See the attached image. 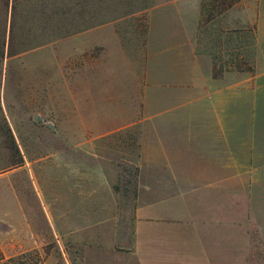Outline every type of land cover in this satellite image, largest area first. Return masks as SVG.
<instances>
[{"label": "rangeland", "instance_id": "1", "mask_svg": "<svg viewBox=\"0 0 264 264\" xmlns=\"http://www.w3.org/2000/svg\"><path fill=\"white\" fill-rule=\"evenodd\" d=\"M209 2L0 0V264H129L123 239L137 169L128 161L138 155L139 117L163 95L165 77L177 80L187 49L211 63L213 77L252 61L254 24L238 14L229 23L227 8L208 20ZM67 158L77 191L91 176L89 227L78 220L69 237L40 213L31 244H22L21 201L67 211L72 182L59 161ZM258 217L236 229L243 235L234 246L226 241L218 264H264Z\"/></svg>", "mask_w": 264, "mask_h": 264}, {"label": "crops", "instance_id": "2", "mask_svg": "<svg viewBox=\"0 0 264 264\" xmlns=\"http://www.w3.org/2000/svg\"><path fill=\"white\" fill-rule=\"evenodd\" d=\"M224 13L229 23L238 14L254 24L251 70L213 77L211 63L187 49L177 80L158 85L164 93L139 117L138 155L128 161L137 168L132 225L123 239L129 264H218L226 241L234 246L243 235L236 229H251L253 215L264 230V0H238ZM59 161L72 182L70 210L55 207L52 216L44 202L33 210L21 201L22 244H31L40 213L48 229L66 226L69 237H76L78 220L89 227L91 176L83 175L85 190L77 191L75 160Z\"/></svg>", "mask_w": 264, "mask_h": 264}, {"label": "trees", "instance_id": "3", "mask_svg": "<svg viewBox=\"0 0 264 264\" xmlns=\"http://www.w3.org/2000/svg\"><path fill=\"white\" fill-rule=\"evenodd\" d=\"M235 2H237V0H211V2L208 3V8H206V5H202L203 11H208L206 19L210 20L214 14H220L223 10L232 6ZM244 70H251V67L248 65ZM0 258L3 259L2 255Z\"/></svg>", "mask_w": 264, "mask_h": 264}]
</instances>
